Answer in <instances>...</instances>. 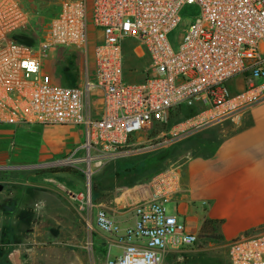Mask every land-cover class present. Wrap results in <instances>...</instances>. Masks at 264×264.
Here are the masks:
<instances>
[{
  "label": "built area",
  "instance_id": "1",
  "mask_svg": "<svg viewBox=\"0 0 264 264\" xmlns=\"http://www.w3.org/2000/svg\"><path fill=\"white\" fill-rule=\"evenodd\" d=\"M58 5V14L41 28L38 46L31 48L12 39L15 32L32 28L23 1L0 0V126L83 130V143L70 157L35 168L85 164L83 173L92 174L126 156L131 140L147 125L168 124L182 106L201 108L178 124L184 135L264 100V0H59ZM186 5H196L199 16L174 51L168 35ZM51 48L83 53L79 84L66 86L42 76L41 54ZM129 57H147L139 82L124 78ZM237 78L244 86L234 94L228 84ZM79 149L84 156L73 159ZM79 200L88 229L94 231V222L122 246L106 264H160L166 250L198 241L166 212V196L135 204L134 224L125 228L91 200L89 190ZM227 257L228 264H264V225L229 241Z\"/></svg>",
  "mask_w": 264,
  "mask_h": 264
},
{
  "label": "rangeland",
  "instance_id": "2",
  "mask_svg": "<svg viewBox=\"0 0 264 264\" xmlns=\"http://www.w3.org/2000/svg\"><path fill=\"white\" fill-rule=\"evenodd\" d=\"M38 1L42 6H47L48 0ZM49 1L59 2V0ZM198 16L199 10L196 5L182 7L179 12V23L168 35L174 51L178 50L184 30ZM23 31L31 39V43H25L34 45L33 48H36L42 36L41 29L38 26H32ZM42 53L40 67L45 79L57 84L62 83L64 71L68 66L76 69L77 77L81 76L83 53L59 48L46 49ZM127 60L124 70L125 80L128 82L141 81L145 73L147 57L140 60L129 57ZM128 70H135V74L129 75ZM228 86L231 93L235 94L243 90L244 83L242 79L237 78L229 82ZM250 108L239 112H247ZM192 118L194 116L185 119L178 114L175 118L177 121L171 125V128L175 125L172 129L154 123L147 125L144 131L131 140L126 156L107 163L90 174L88 180L87 174L83 173L86 169L85 164H78L75 167L74 164L68 163L58 168L24 169L25 164H33L35 160L34 157L30 159L26 157L28 155L26 153L30 152L29 145L36 141L38 144L34 147L35 152L48 154L52 161L58 159L57 154L60 152H62L61 157H70L73 151L80 148V142L75 143V138L67 137L71 127L43 126L41 129L33 128L28 133H23L26 131L24 127L11 128V138L0 139V168H4L0 170V180H15L19 183L21 189L17 190L19 192L14 194V198L18 202L19 211L23 214L21 219L24 223L17 222L14 215H4L3 224L12 233L10 240L13 239L12 237L14 240H20L19 245L14 243L13 246L1 249L6 256L11 253L8 259L10 264H106L107 261L113 262L120 254V248L99 235L94 222L92 224L94 231L88 229L86 224L88 216L80 209L81 195L89 190L91 200L94 203H101L102 207L112 215L110 211L112 210V198L118 194L115 192V182L120 185L131 183L134 173L136 177V172L140 170L138 168L144 164L155 175L194 157H204L210 152L211 146L210 143L206 144L205 132L211 124L189 134H181L184 127H178V124ZM4 128H0V135L3 134ZM26 144L27 147H24ZM18 153H21V156L18 157ZM83 156L84 150L79 149L72 158ZM112 163L117 165V169L114 170ZM15 168H22V170L12 172L11 169ZM59 168L69 169L70 172H58ZM114 173L119 176L116 181L113 177ZM28 177H31L30 181L34 182V190H30L27 184H22L28 181ZM165 208L169 212L172 206L166 204ZM32 210L35 212V215L31 214L32 217L34 216L32 230L24 233L23 225L27 223L28 213ZM198 238V251L195 256L187 259L185 255H181L183 260L178 261V264H227V248L223 243L215 239Z\"/></svg>",
  "mask_w": 264,
  "mask_h": 264
},
{
  "label": "crops",
  "instance_id": "3",
  "mask_svg": "<svg viewBox=\"0 0 264 264\" xmlns=\"http://www.w3.org/2000/svg\"><path fill=\"white\" fill-rule=\"evenodd\" d=\"M3 127L0 139L11 138V128L16 127L0 126ZM36 127L41 129L43 125L26 126L27 132L23 133L31 132ZM68 127L71 129L67 137L75 138V143L80 142L81 145L83 130L75 126ZM205 138L206 144L210 143L211 147L204 157H194L155 175L144 164L142 168L138 166L140 170L136 172V177L134 173L131 183L120 185L115 182V192L118 194L112 198L110 211L121 228L134 224L135 204L158 194L168 198L164 207L166 204L172 206L169 212L165 208L166 212L175 215L187 232L197 238L204 219L219 221V235L222 238L219 242L226 248L229 241L264 225V100L247 112L226 115L212 123L205 132ZM36 144L37 141L29 145L30 152L26 153V157H34L35 160L33 164L25 166L64 158L60 152L57 154L58 159L52 161L48 154L35 152ZM17 155L19 157L21 153ZM112 165L114 170L117 169L115 163ZM113 177L116 181L119 176L114 173ZM97 232L119 247L121 252L122 246L117 244L113 236L111 238L99 230ZM198 241L194 246L177 251L166 250L160 264H178L179 255L192 259L198 251ZM226 261L228 264V257Z\"/></svg>",
  "mask_w": 264,
  "mask_h": 264
},
{
  "label": "trees",
  "instance_id": "4",
  "mask_svg": "<svg viewBox=\"0 0 264 264\" xmlns=\"http://www.w3.org/2000/svg\"><path fill=\"white\" fill-rule=\"evenodd\" d=\"M24 3L25 8L29 11V13L32 16L31 20V25L33 27L38 26L40 29L44 24L51 19L52 17L56 16L59 12V5L58 1L57 2H50L48 0L47 6H42L38 0H22ZM12 39L14 42L18 44H22L28 47L33 48L34 45H27L26 43H31L30 36L25 33V31L20 30L15 32L12 35ZM26 42V43H25ZM75 53L78 51H74ZM77 56V55H76ZM85 58L83 59L82 63V69H81V76L77 77L76 75V69L72 67H67L64 71L63 74V79L62 83L59 82V84L66 85V86H76L77 84L80 83L82 77H83V72L84 71V62ZM78 62V58L76 60ZM199 111V108L196 107H186L182 106L180 107L179 110H177L175 113L172 114V118L169 121L168 124H165L163 126L171 128V125L173 122L177 121V116L178 114H181L182 118L188 119L193 116H195ZM55 171V170H52ZM58 172L63 171V172H70L69 169H58ZM219 221L215 220H210V219H204L201 227H200V233L199 237L204 238V239H215V240H221V236L219 235Z\"/></svg>",
  "mask_w": 264,
  "mask_h": 264
},
{
  "label": "flooded vegetation",
  "instance_id": "5",
  "mask_svg": "<svg viewBox=\"0 0 264 264\" xmlns=\"http://www.w3.org/2000/svg\"><path fill=\"white\" fill-rule=\"evenodd\" d=\"M23 166V165H21ZM21 166H17V167H21ZM25 166V165H24ZM26 167V166H25ZM28 167V165H27ZM2 169L4 168H0V170L2 171ZM27 169V168H24ZM6 170H10V169H6ZM12 172L13 171H19L22 170V168H15V169H11ZM31 177H28V181L23 182L22 184L25 185L27 184V186H29L30 190H34L33 188V184L34 182L30 181ZM32 185V186H31ZM0 186L2 187L1 191H0V264H10V262L8 261L9 256L11 253L7 254V256L1 251L2 248L4 247H9V246H13L14 243H20V240H14V237H12L13 239L10 240V237L12 236L8 229L5 228L3 221L5 216L4 215H14L16 217V221L17 222H21L22 219L21 217L23 216V214H21V212L19 211V206H18V202L17 200L14 198V194L18 193L19 191H17L18 189H21L19 183H17L15 180L11 181V180H0ZM29 216H28V220L27 223L25 225H23L24 228V233L25 232H30L32 230L33 227V221H34V216L32 217V215H35L34 210L29 211ZM26 215V214H25ZM24 223V221H22Z\"/></svg>",
  "mask_w": 264,
  "mask_h": 264
},
{
  "label": "water",
  "instance_id": "6",
  "mask_svg": "<svg viewBox=\"0 0 264 264\" xmlns=\"http://www.w3.org/2000/svg\"><path fill=\"white\" fill-rule=\"evenodd\" d=\"M32 167L35 168V167H37V166H28V167H25V168H32ZM38 167H39V166H38ZM88 178H89V177H88V175H87V180H88ZM1 189H2V187L0 186V191H1Z\"/></svg>",
  "mask_w": 264,
  "mask_h": 264
},
{
  "label": "bare ground",
  "instance_id": "7",
  "mask_svg": "<svg viewBox=\"0 0 264 264\" xmlns=\"http://www.w3.org/2000/svg\"><path fill=\"white\" fill-rule=\"evenodd\" d=\"M88 177L90 176V173H87Z\"/></svg>",
  "mask_w": 264,
  "mask_h": 264
}]
</instances>
